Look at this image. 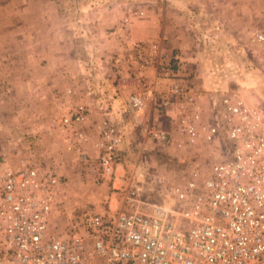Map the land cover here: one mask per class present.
Returning a JSON list of instances; mask_svg holds the SVG:
<instances>
[{
    "label": "built area",
    "instance_id": "2783aa9c",
    "mask_svg": "<svg viewBox=\"0 0 264 264\" xmlns=\"http://www.w3.org/2000/svg\"><path fill=\"white\" fill-rule=\"evenodd\" d=\"M253 39L263 47L256 55L264 78V36L255 33ZM158 50V45L151 48L152 53ZM154 64L175 74L182 69L178 58L170 65ZM175 74L171 79L178 81L156 100L157 106L167 111L179 105L178 134L190 145L201 142L212 150L202 162L183 161L186 176L171 189L174 203L142 197L131 181L118 209L85 216L69 234L49 237L58 169L7 170L0 180V264H264V106L229 93L221 98L220 123L203 124L190 85ZM153 85L137 79L136 90L127 97L130 113L145 107ZM86 119L80 107L63 117L58 128L68 131ZM220 129L227 142L223 151L217 146ZM96 130L93 160L99 183L122 163L123 135L107 120ZM141 132L160 146L172 143L167 131L152 124L144 123ZM87 138L77 131L67 141V150L84 163L92 160L81 149Z\"/></svg>",
    "mask_w": 264,
    "mask_h": 264
},
{
    "label": "rangeland",
    "instance_id": "374dc122",
    "mask_svg": "<svg viewBox=\"0 0 264 264\" xmlns=\"http://www.w3.org/2000/svg\"><path fill=\"white\" fill-rule=\"evenodd\" d=\"M224 1L0 0V141L5 133L2 126L6 121V123L9 122L10 124L11 118L13 116L17 117L16 115L20 112L24 114L25 112L33 111L30 108L33 105L32 101L30 99L28 101V98H69L68 103H70L67 115L78 111L81 107L85 109L87 115L90 109L96 115L101 112L102 116V98H114V91L119 97L122 91L125 90L120 87L121 85L118 82L125 78V72H122L120 65L125 67L136 64L138 66L137 72H139L143 68L142 62L145 61V71L151 67L150 64L152 63H159L160 67L163 64H168V62L159 59V52L152 53L151 48L152 46L157 47V42H134L130 37L129 26L132 20L134 18L142 19L149 14L148 12L153 11L160 12L159 14L165 13L166 15L175 9L177 13L182 14L187 30L189 28L192 34H198L202 41V51L198 59L199 63H202L206 68V77L210 82L207 90L213 93L215 97L213 98L215 99L213 113L210 112V116L207 114L204 120L201 119L203 124H207L210 121L216 124L220 123L218 118L222 110L220 100L229 93H236L248 102H253L254 105L264 106V101L262 100L264 98V78L256 55H259L263 47L258 42H254L253 39L255 33H261L264 36V22L251 21L249 26L245 27L246 37L244 35L238 36L237 34L228 37L225 21H217V18L221 19L222 10H226ZM198 2H203L202 4L205 6H197ZM45 15L50 19L57 17L58 23L51 25L50 22L45 23V21L42 25L40 22L45 20V18L42 19ZM37 16L40 22L38 27H35ZM109 16L117 17L121 26L118 25L117 32L115 28L112 30L114 39L110 37V34H105V36H109L107 39L108 43L114 44V40H120L119 44H122L120 48L126 50V53L122 51L123 54L120 53L118 55L114 50V53L107 55L106 49L102 46L105 44L103 42L104 38L102 39V22ZM52 28L56 29L53 30ZM33 31H36L37 37L43 41L44 49L51 47L52 49L55 48L54 51H59V63L61 62L62 65V70L60 69L61 72L59 71L60 74L58 73V85L52 89L53 92H43L40 93L42 95L36 94L37 96L34 94V86L23 88L21 83L24 79L26 63L24 60L26 57L24 50L26 48L24 47L28 46L24 45V43L32 40L30 32ZM50 31L55 33L54 38L56 40L46 37ZM57 33H61L59 34V40L56 38ZM66 49H68V52H65ZM105 59L112 61V66L110 65L112 70L109 73L112 76L108 75L107 80L110 84L107 88L102 84V72L104 70L102 63L105 62ZM152 66L156 67L155 64ZM127 72L129 74H126V76L136 78L137 73L133 76L130 71ZM178 77L180 76L178 75ZM144 78L149 80L146 76ZM153 87L154 92L158 94V85L154 83ZM169 88L165 94L163 93L161 96L158 94L160 98H165L169 93ZM135 90L136 86L134 85L129 94ZM129 94L127 93V97ZM259 98L261 99L259 100ZM151 99H144L145 107L139 114L145 110L147 103L152 102ZM90 100L95 101V103L92 104ZM49 105L51 106V104ZM66 109L67 107L63 111ZM123 109L124 124H129L131 128V125L133 127L134 124L131 121V117L137 114L129 112L127 98L126 107ZM157 109L160 110L159 107ZM63 117L65 116L60 118L58 124ZM104 120L115 124L123 130L122 135L124 137L125 130L122 119L104 118ZM77 126L81 125H75L68 131L58 128L64 140V145L60 142V144L58 143L59 145L54 144L57 148L54 153L62 160L60 166L64 168L62 176L59 174V181L63 191L71 192L72 195L70 196L72 197L67 198V201H58V198L52 204V213L57 211L58 216H60L62 211L64 217L57 221L58 216L54 214V220H52V217L49 218L50 225L48 223L47 227V235L49 237L67 235L71 231L72 226L76 225L85 216L102 214V211H99L100 208L102 209V197L99 195L102 182L95 183L91 170L89 172L85 171L81 166L76 167V171L73 170V167L65 168L66 162L64 160L68 156L65 155L63 148H65L66 152H69L67 150V141L73 139L75 136L74 132L81 131L75 129L78 128ZM37 146L39 147V145ZM152 146L155 148L152 158L154 167L149 165L148 158L144 154L138 155L136 152L130 151L128 145L126 146L128 149H124L121 152L122 163L124 162V165H126V182L134 181L135 188L142 197L170 206L174 203L171 189L182 181L186 176V171L184 167L181 168L178 161L179 155L176 151L168 153L161 148L163 146ZM217 146L222 151L227 149V142L222 129H220ZM34 147L37 148L34 145L31 147L30 150L32 151H29L30 157L28 156L29 153L27 156L22 157L27 161H21L20 163V159H16L18 161L17 164H14L16 161L10 163L12 161L8 162L6 159L11 155H21L23 152L12 149L8 151L0 150V180L7 170L18 172L29 166L37 168L56 167L54 164L49 163L48 158L43 153L44 150L35 151ZM196 161L202 162L200 160ZM56 168L58 169V167ZM98 195L100 198H95Z\"/></svg>",
    "mask_w": 264,
    "mask_h": 264
},
{
    "label": "crops",
    "instance_id": "0c3cea01",
    "mask_svg": "<svg viewBox=\"0 0 264 264\" xmlns=\"http://www.w3.org/2000/svg\"><path fill=\"white\" fill-rule=\"evenodd\" d=\"M202 3L203 2H198L197 6H205ZM224 6L226 10H222L221 19L217 18V21H225L227 24L226 30L228 32V37L235 34L238 36L244 35L246 37L245 27L249 26L251 21L264 22V0H225ZM148 13L149 14L142 19L134 18L132 20V23L129 26L130 37L132 41L143 43L157 42V45L159 46V59L169 63L166 65H170L172 62H174L175 58H178L183 69H181L180 72L178 71V74H175V72L166 70L159 71L155 66H151L146 71L145 69L139 70V72H137L138 66L136 64L130 66L127 65L125 67L123 65L119 66L122 69V72H125V78L123 80H119L118 82L121 85L120 87L122 89L124 88L125 90L122 91V94H120L119 97H117L114 91V98H102V116L101 112L99 115H96L94 111L89 109V114L87 115L85 123H83L81 126H77L78 128H75L88 135L87 141L82 144L81 149L84 150L87 156L92 160H90L88 163L81 162L78 160V158H76L74 152H66L65 148H63L65 155L68 156V158L64 160L66 162L65 168L67 169L68 167H73V170L76 171V167L81 166L85 171L89 172L91 170L95 183H98L95 180V164L93 160L98 154V136L96 129L99 126L101 120L103 121L104 118L117 120L122 119V121L124 120L123 108L126 107L127 93L129 94V91H132L134 85L136 86L137 79L139 77L146 76L150 82L156 83L159 87L157 92L161 96L163 93L165 94L167 92L171 84L178 81L172 80L171 77H173L174 74L179 75L182 80L185 79L187 84L190 85V92L194 94V98L199 107L201 119L204 120L207 114L210 116V112L213 113L214 110L213 105H215V99L213 98L215 97L213 93H210L207 90L210 82L206 77V68L202 65V63H199L198 59L200 52L202 51V41L198 37L199 35L196 34V36L192 34L189 28L187 30V26H185V21L182 17V14L177 13L175 9L171 10L170 14L166 15L165 13L159 14L160 12L157 13L155 11ZM44 18L45 20L40 22L39 17L37 16L35 27H38L39 22L42 25L45 21V23L50 22L51 25L54 23L56 25L58 23L57 17L50 19L45 15L42 17V19ZM105 20L102 22V39L104 38L103 42L105 43L102 46L104 49H106L107 55L114 53V50L118 53V55L120 53L123 54L122 51L126 53V50H122L120 48L122 45L119 44L120 40H114V44H116L114 45L108 43L109 41L107 39L109 36H105V34H110V37L114 39L112 30L115 28V31L117 32V28L121 26V23H119L117 17L113 18L109 16V18H106ZM52 29L54 30L56 28ZM30 33V37L33 41L31 40L28 43H24V45L28 46L24 47L26 48L24 50L26 55L24 60L26 63L24 69V81L22 80L21 83L23 88L34 86L35 95H42L40 93L43 92L52 93V89L58 85V73L60 74L61 72L60 69L62 65L61 62L59 63V51H54L55 48L52 49L51 47L44 49L43 41L37 37L38 35L36 31ZM54 34L55 33L50 31L46 37L56 40L54 38ZM59 34L61 33L56 34V38H58V40L60 39ZM65 52H68V49H66ZM111 63L112 61H108L106 59L105 62L102 63V68L104 67L102 72V84L106 86V88L110 84L108 83L109 81L107 79L108 75H111L109 74L110 70H112L110 67V65L112 66ZM126 70L130 71V74H133V76L135 73H137L136 78L134 79L126 76V74H129ZM160 72H163V74ZM158 94L154 92L153 96L151 97L152 102L147 103L145 110L140 114L138 113L137 115H133L131 117V121L134 122V128L132 125L130 128L129 124L126 125L124 124V121L122 122L125 133L121 152H123L124 149H128L129 147L130 151L136 152L138 155L144 154L148 158L149 165L154 167L152 158L154 156L155 148L152 145L159 146V144H156L153 139L145 137L144 133L141 132L142 125L144 123H148L169 133L172 143L168 146L160 147L164 150V152L166 151L170 153L171 151H176V153L179 155L178 161L181 168H185V162H189V160H206L208 158L209 151L211 154L212 149H210V146H204V144L201 142L193 145L186 143V140L182 138L177 132V121L179 118V111L177 107L179 105H172L167 111L157 109L158 106L157 102L155 101L160 99ZM29 99L32 101L33 105H31L30 108L33 111H28L24 114L20 112L16 115L17 117L13 116L11 118L10 124L9 122L6 123V121L2 126V129L5 131V133L0 141V150L8 151L9 149H12L23 152L21 155H11L6 159L8 162L12 161L10 163H14L16 159H20L19 161L21 163V161H27L22 157L25 155L27 156L29 151H32L30 149L34 145L37 147H34L35 151L44 150L43 153L48 158L49 163L58 167V173L62 176V173H64V168L60 166L62 160H60L54 153V150L57 149L54 144L56 143L59 145L61 143L64 145L63 137L58 131V122L62 116H67V110L70 103H68L69 98H28V101ZM91 103L94 104L95 101H91ZM49 104H51V106ZM66 107L67 109L63 111ZM54 108L55 110L53 111ZM55 138L57 139L55 140ZM37 145H39V147ZM127 145L128 147H126ZM28 156L30 157V153ZM183 161L185 162L183 163ZM17 163L18 161H16L14 164ZM125 167L126 165H124V162L121 163L116 167L114 175L111 178L102 181V187L101 190H99V195L102 197V209H99L100 212L102 211V213H105L108 209L115 210L119 208L123 193L127 189L129 183L126 182L127 178L125 176ZM61 187L62 186L60 185L59 181L55 190L53 203L57 201L58 198V201H67V198L69 199L72 197L70 196L72 195L71 192H64ZM99 195L95 196V198L99 199ZM96 209L98 210V208ZM54 214L57 216L59 215L57 211L56 213L55 211L53 213L51 211L50 217H52V220H54ZM63 217L64 213L61 211L57 221L63 219ZM48 223L50 225V222Z\"/></svg>",
    "mask_w": 264,
    "mask_h": 264
},
{
    "label": "trees",
    "instance_id": "16d2710c",
    "mask_svg": "<svg viewBox=\"0 0 264 264\" xmlns=\"http://www.w3.org/2000/svg\"><path fill=\"white\" fill-rule=\"evenodd\" d=\"M261 98H259V100H260ZM262 100L264 101V98H262ZM262 103V102H261ZM261 106H263V105H261Z\"/></svg>",
    "mask_w": 264,
    "mask_h": 264
}]
</instances>
